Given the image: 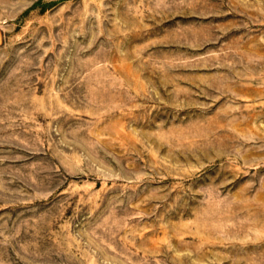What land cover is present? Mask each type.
I'll return each instance as SVG.
<instances>
[{
    "label": "rangeland",
    "instance_id": "rangeland-1",
    "mask_svg": "<svg viewBox=\"0 0 264 264\" xmlns=\"http://www.w3.org/2000/svg\"><path fill=\"white\" fill-rule=\"evenodd\" d=\"M0 264H264V0H0Z\"/></svg>",
    "mask_w": 264,
    "mask_h": 264
}]
</instances>
